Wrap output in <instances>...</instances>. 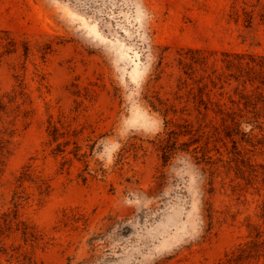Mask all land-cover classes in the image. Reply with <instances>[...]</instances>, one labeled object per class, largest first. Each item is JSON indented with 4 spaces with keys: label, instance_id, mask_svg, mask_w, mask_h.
I'll list each match as a JSON object with an SVG mask.
<instances>
[{
    "label": "rangeland",
    "instance_id": "374dc122",
    "mask_svg": "<svg viewBox=\"0 0 264 264\" xmlns=\"http://www.w3.org/2000/svg\"><path fill=\"white\" fill-rule=\"evenodd\" d=\"M227 53L264 55V0H0V264H264Z\"/></svg>",
    "mask_w": 264,
    "mask_h": 264
},
{
    "label": "trees",
    "instance_id": "16d2710c",
    "mask_svg": "<svg viewBox=\"0 0 264 264\" xmlns=\"http://www.w3.org/2000/svg\"><path fill=\"white\" fill-rule=\"evenodd\" d=\"M222 62L229 71L223 83L229 86L234 82L236 83L234 92L238 96V99H232V103L239 106L240 109H247L250 113H256L258 107L264 108V55L227 53ZM195 63L201 64L202 62L195 60ZM216 72V70H213L215 77L211 78L214 84H218V81L221 82L224 77L223 73L216 74ZM224 84H222V88ZM227 114L233 123H241V120L237 118L234 112H228ZM247 251V247L240 246L236 251L232 252V257L229 260L230 263L236 261L235 264H240V259Z\"/></svg>",
    "mask_w": 264,
    "mask_h": 264
}]
</instances>
